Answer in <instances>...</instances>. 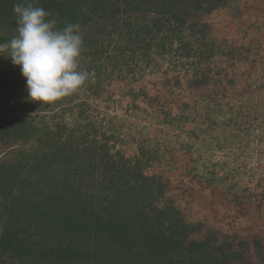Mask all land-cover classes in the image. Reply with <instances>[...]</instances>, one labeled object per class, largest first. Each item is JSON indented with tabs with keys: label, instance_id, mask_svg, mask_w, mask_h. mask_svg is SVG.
<instances>
[{
	"label": "trees",
	"instance_id": "trees-1",
	"mask_svg": "<svg viewBox=\"0 0 264 264\" xmlns=\"http://www.w3.org/2000/svg\"><path fill=\"white\" fill-rule=\"evenodd\" d=\"M25 2L0 0V264H248L245 240L186 217L154 168L159 149L139 145L127 155L92 120L66 123L64 105L78 91L47 105L28 97L7 50L18 34L14 5ZM30 2L58 29L80 25L79 68L95 70L86 82L92 90L111 61V40L113 51L133 58L151 47L171 55L179 43L200 63L211 16L239 10L241 0ZM195 66L194 77L204 76Z\"/></svg>",
	"mask_w": 264,
	"mask_h": 264
},
{
	"label": "rangeland",
	"instance_id": "rangeland-1",
	"mask_svg": "<svg viewBox=\"0 0 264 264\" xmlns=\"http://www.w3.org/2000/svg\"><path fill=\"white\" fill-rule=\"evenodd\" d=\"M237 7L211 16L200 63L179 43L172 56L151 47L133 58L113 51L111 40L110 63L92 90L86 83L64 105V120H92L127 155L139 145L159 149L154 168L186 217L245 240L247 263L264 264V167L249 172L239 161L254 124L264 122V4L241 0ZM198 64L206 72L194 77Z\"/></svg>",
	"mask_w": 264,
	"mask_h": 264
},
{
	"label": "clouds",
	"instance_id": "clouds-1",
	"mask_svg": "<svg viewBox=\"0 0 264 264\" xmlns=\"http://www.w3.org/2000/svg\"><path fill=\"white\" fill-rule=\"evenodd\" d=\"M17 35L8 43L10 60L26 80L28 97L47 105L79 91L92 75L81 70L83 36L78 23L56 28L51 13L30 0L16 4ZM3 50V49H0Z\"/></svg>",
	"mask_w": 264,
	"mask_h": 264
},
{
	"label": "built area",
	"instance_id": "built-area-1",
	"mask_svg": "<svg viewBox=\"0 0 264 264\" xmlns=\"http://www.w3.org/2000/svg\"><path fill=\"white\" fill-rule=\"evenodd\" d=\"M261 130H264V122L261 128L256 127L254 124L249 140V152L241 153L239 156L241 167L249 172L258 171L264 167V153L261 148L263 141Z\"/></svg>",
	"mask_w": 264,
	"mask_h": 264
},
{
	"label": "crops",
	"instance_id": "crops-1",
	"mask_svg": "<svg viewBox=\"0 0 264 264\" xmlns=\"http://www.w3.org/2000/svg\"><path fill=\"white\" fill-rule=\"evenodd\" d=\"M261 2V3H260ZM264 4V0H257V4Z\"/></svg>",
	"mask_w": 264,
	"mask_h": 264
}]
</instances>
